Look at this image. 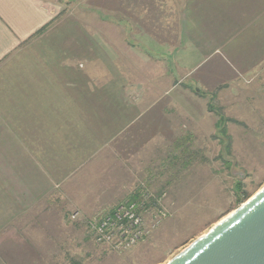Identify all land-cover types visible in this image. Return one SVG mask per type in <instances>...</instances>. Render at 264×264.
Here are the masks:
<instances>
[{
    "label": "crops",
    "instance_id": "crops-1",
    "mask_svg": "<svg viewBox=\"0 0 264 264\" xmlns=\"http://www.w3.org/2000/svg\"><path fill=\"white\" fill-rule=\"evenodd\" d=\"M263 13L264 0H0V264H44L26 218L55 187L87 215L138 201L157 153L191 151L185 80L232 74L224 52Z\"/></svg>",
    "mask_w": 264,
    "mask_h": 264
},
{
    "label": "rangeland",
    "instance_id": "rangeland-1",
    "mask_svg": "<svg viewBox=\"0 0 264 264\" xmlns=\"http://www.w3.org/2000/svg\"><path fill=\"white\" fill-rule=\"evenodd\" d=\"M257 20L248 29L246 40L244 31L234 41V52H224L225 63L232 74H223L210 83L208 76L202 89L195 88L189 78L185 80V88L189 91L181 93L191 100L187 99L186 109L197 125L187 140V149L191 151L156 152L150 181L148 184L141 181L136 189L138 193L148 192L153 197L151 203L156 204L152 213L155 228L149 235L122 253L97 245L87 222L94 216L109 215L129 198H121L123 192L115 194L110 206L101 201L103 205L85 215L78 207L69 205L70 201L59 187H55L40 207L30 210L26 218L28 225L38 227V230L28 229V243L30 241L40 256L42 254L44 264H165L238 207L236 181L241 183L239 198L245 193L250 198L264 185V13ZM220 57L223 58L212 56L202 67L206 69ZM219 116L227 120L225 129L230 155L215 136ZM176 135L172 141L181 139L182 136ZM220 152L228 164L219 158ZM176 154L180 156L178 161L173 159ZM130 160L121 161V164L130 166L131 161L137 162ZM111 205L117 206L111 209ZM159 209L165 217H155ZM75 213L77 216L73 220L70 217ZM150 219V216L145 217L147 228L151 225ZM2 235L1 230L0 239Z\"/></svg>",
    "mask_w": 264,
    "mask_h": 264
},
{
    "label": "water",
    "instance_id": "water-1",
    "mask_svg": "<svg viewBox=\"0 0 264 264\" xmlns=\"http://www.w3.org/2000/svg\"><path fill=\"white\" fill-rule=\"evenodd\" d=\"M165 264H264V185Z\"/></svg>",
    "mask_w": 264,
    "mask_h": 264
},
{
    "label": "built area",
    "instance_id": "built-area-1",
    "mask_svg": "<svg viewBox=\"0 0 264 264\" xmlns=\"http://www.w3.org/2000/svg\"><path fill=\"white\" fill-rule=\"evenodd\" d=\"M152 199L153 197L148 192H140L138 201L123 204L109 215L94 216L87 223L95 243L108 246L116 253H122L143 241L149 235L150 230L155 228L156 222L152 213L156 204L151 203ZM76 216L77 213L70 218L74 220ZM149 216L151 225L147 228L144 220ZM155 217H165V213L159 209Z\"/></svg>",
    "mask_w": 264,
    "mask_h": 264
},
{
    "label": "trees",
    "instance_id": "trees-1",
    "mask_svg": "<svg viewBox=\"0 0 264 264\" xmlns=\"http://www.w3.org/2000/svg\"><path fill=\"white\" fill-rule=\"evenodd\" d=\"M226 119H224L222 116H219L217 121H216V124H215V128L217 130V133H216V138L220 140V144L223 145L224 144V151L227 155H230V145H229V139L227 138V134H226V129H225V124H226ZM219 158L225 162L222 158V155H221V152L220 154L218 155ZM174 159V158H173ZM226 164H228L229 162H225ZM240 188H241V183L240 182H237L235 183V186H234V190L236 192V197L238 198V206H240L243 202H245L248 197L245 196L246 193L241 197L239 198V191H240ZM237 208V207H236Z\"/></svg>",
    "mask_w": 264,
    "mask_h": 264
}]
</instances>
